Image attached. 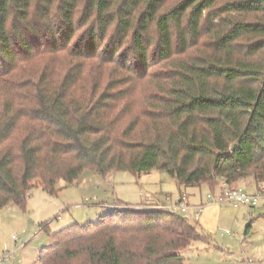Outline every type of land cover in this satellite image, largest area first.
Wrapping results in <instances>:
<instances>
[{
    "label": "trees",
    "instance_id": "1",
    "mask_svg": "<svg viewBox=\"0 0 264 264\" xmlns=\"http://www.w3.org/2000/svg\"><path fill=\"white\" fill-rule=\"evenodd\" d=\"M86 171L264 194V0H0V210ZM117 208L40 264H185L210 243L179 213Z\"/></svg>",
    "mask_w": 264,
    "mask_h": 264
},
{
    "label": "rangeland",
    "instance_id": "2",
    "mask_svg": "<svg viewBox=\"0 0 264 264\" xmlns=\"http://www.w3.org/2000/svg\"><path fill=\"white\" fill-rule=\"evenodd\" d=\"M44 61L49 63L45 58L39 60L37 66H42ZM241 184L239 186H244L245 182ZM57 187L60 191L56 196L39 188L32 192L25 208L11 203L0 210V257L12 255L5 264H40V252L55 245V233L75 223H94L100 216L110 214L121 202L125 205L118 207L119 211L134 207L156 208L158 201L171 205L172 201L167 198L172 197L175 201L179 195L175 179L166 171H153L140 178L130 172L102 176L95 171H86L75 185L67 187L60 181ZM200 189L204 194L211 192L205 185L189 188L188 197L191 195L192 200V195ZM221 194L222 190L217 196L210 197ZM147 197H151V201L147 202ZM191 200L189 203L193 205ZM230 209L233 214L237 210ZM252 209L247 221L243 216L233 220L230 215L229 219L219 221L216 231L202 227L210 237V243H196L184 252L185 264H264V204ZM200 218L187 219L198 223ZM249 223L252 227L246 235ZM41 224L48 225L47 231L41 230ZM227 230L231 234H227ZM14 235L17 242L12 239ZM19 245L22 246L17 249Z\"/></svg>",
    "mask_w": 264,
    "mask_h": 264
},
{
    "label": "built area",
    "instance_id": "3",
    "mask_svg": "<svg viewBox=\"0 0 264 264\" xmlns=\"http://www.w3.org/2000/svg\"><path fill=\"white\" fill-rule=\"evenodd\" d=\"M172 201L171 205L166 203L158 202V205L154 206L158 209H164L170 212H176L183 215L185 218H199L202 216L203 206H195L189 203V197L186 192H179V195L175 201L173 198H167ZM147 202L151 201V197L145 199ZM211 200L218 203H228L231 206L237 208L242 205L249 207L250 209L259 207L261 203L264 204V194H251L247 191H244L241 188H228L225 187L222 189V194L218 197L211 196ZM156 203V202H155ZM142 207H138L141 209ZM227 234H230V231H226ZM12 239L17 242L18 238L14 235ZM22 245L17 246L19 249ZM12 258L11 254H4L0 257V264H5L10 261Z\"/></svg>",
    "mask_w": 264,
    "mask_h": 264
},
{
    "label": "crops",
    "instance_id": "4",
    "mask_svg": "<svg viewBox=\"0 0 264 264\" xmlns=\"http://www.w3.org/2000/svg\"><path fill=\"white\" fill-rule=\"evenodd\" d=\"M241 187L251 194H255L257 192V189L253 184H247V185H244ZM223 188H224L223 184H219L217 192L219 193ZM190 196L191 195H189V197ZM190 200H191V198H189V201ZM191 202L195 206H199V205L204 206L202 216H201L198 224L201 227H204L205 229H208L210 231H213V230L216 231L217 228L219 227V224H220L219 221L221 219H229L230 215H231L233 220L235 218H239L240 216H243L244 221H247V219H249V217L252 213V210H253V209H249L248 207L243 206V205L235 208L228 203H222L221 204V203H218L216 201H213V200H211L210 192L209 193L207 192L206 194H204L201 191V189H200L199 193L197 192V193H194L192 195ZM123 205H125V204L123 202H121L120 205H115L116 206L115 208L121 207ZM230 207L237 209L234 214L231 212L233 210H231ZM239 209H243V210L240 211ZM230 234H231V232H230Z\"/></svg>",
    "mask_w": 264,
    "mask_h": 264
}]
</instances>
